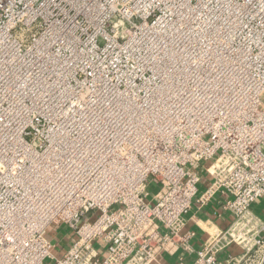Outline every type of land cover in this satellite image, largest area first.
<instances>
[{
    "label": "built area",
    "instance_id": "obj_1",
    "mask_svg": "<svg viewBox=\"0 0 264 264\" xmlns=\"http://www.w3.org/2000/svg\"><path fill=\"white\" fill-rule=\"evenodd\" d=\"M263 99L264 0H0V264H153L217 196L193 264H264Z\"/></svg>",
    "mask_w": 264,
    "mask_h": 264
},
{
    "label": "crops",
    "instance_id": "obj_2",
    "mask_svg": "<svg viewBox=\"0 0 264 264\" xmlns=\"http://www.w3.org/2000/svg\"><path fill=\"white\" fill-rule=\"evenodd\" d=\"M201 189H203L202 186ZM218 200L217 196L202 208L193 206L185 217L186 225L182 231V234L187 237V245L181 247L176 255L163 253L153 264H193L203 245L221 230L226 229L231 222ZM255 206L264 219V199L259 200ZM232 250L233 248L229 249V252ZM226 256L224 253L220 255V258L225 260Z\"/></svg>",
    "mask_w": 264,
    "mask_h": 264
},
{
    "label": "rangeland",
    "instance_id": "obj_3",
    "mask_svg": "<svg viewBox=\"0 0 264 264\" xmlns=\"http://www.w3.org/2000/svg\"><path fill=\"white\" fill-rule=\"evenodd\" d=\"M263 100H264V99H263ZM149 191H150V195H151V197H152L153 194H154L155 192L158 191V188L155 187V186H152V187L149 189ZM253 209H254L255 213L258 214V215L260 216V211H258V210L256 209L255 204L253 205ZM90 218H91V214L87 215L86 218H85L84 220H88V221H89ZM263 220H264V219H263ZM90 221H91V220H90ZM59 232H60V233H58L56 236H57L58 238H61V237L67 232V228H66V227H63ZM50 234L53 235V232L50 231ZM54 235H55V234H54Z\"/></svg>",
    "mask_w": 264,
    "mask_h": 264
}]
</instances>
